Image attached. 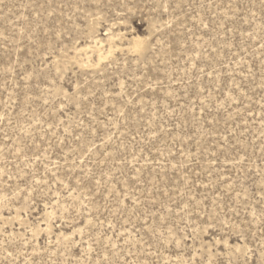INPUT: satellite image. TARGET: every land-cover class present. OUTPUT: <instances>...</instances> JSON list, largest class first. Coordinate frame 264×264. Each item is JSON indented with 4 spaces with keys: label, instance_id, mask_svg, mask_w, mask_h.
<instances>
[{
    "label": "rangeland",
    "instance_id": "obj_1",
    "mask_svg": "<svg viewBox=\"0 0 264 264\" xmlns=\"http://www.w3.org/2000/svg\"><path fill=\"white\" fill-rule=\"evenodd\" d=\"M0 264H264V0H0Z\"/></svg>",
    "mask_w": 264,
    "mask_h": 264
},
{
    "label": "bare ground",
    "instance_id": "obj_2",
    "mask_svg": "<svg viewBox=\"0 0 264 264\" xmlns=\"http://www.w3.org/2000/svg\"><path fill=\"white\" fill-rule=\"evenodd\" d=\"M135 48H136V49H140V44H136V45H135Z\"/></svg>",
    "mask_w": 264,
    "mask_h": 264
}]
</instances>
